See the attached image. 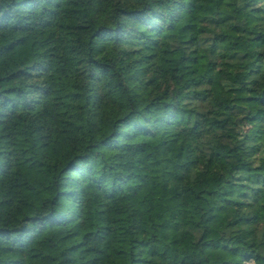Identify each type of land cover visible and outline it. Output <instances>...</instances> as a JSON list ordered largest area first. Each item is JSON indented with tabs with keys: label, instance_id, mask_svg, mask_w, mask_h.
<instances>
[{
	"label": "trees",
	"instance_id": "1",
	"mask_svg": "<svg viewBox=\"0 0 264 264\" xmlns=\"http://www.w3.org/2000/svg\"><path fill=\"white\" fill-rule=\"evenodd\" d=\"M0 264H264V0H0Z\"/></svg>",
	"mask_w": 264,
	"mask_h": 264
},
{
	"label": "rangeland",
	"instance_id": "2",
	"mask_svg": "<svg viewBox=\"0 0 264 264\" xmlns=\"http://www.w3.org/2000/svg\"><path fill=\"white\" fill-rule=\"evenodd\" d=\"M218 223H214L212 227V233L216 234L215 228L217 227Z\"/></svg>",
	"mask_w": 264,
	"mask_h": 264
}]
</instances>
